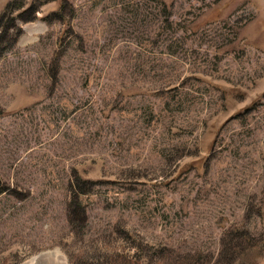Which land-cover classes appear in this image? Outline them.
Instances as JSON below:
<instances>
[{
    "label": "rangeland",
    "instance_id": "1",
    "mask_svg": "<svg viewBox=\"0 0 264 264\" xmlns=\"http://www.w3.org/2000/svg\"><path fill=\"white\" fill-rule=\"evenodd\" d=\"M0 264H264V0H0Z\"/></svg>",
    "mask_w": 264,
    "mask_h": 264
}]
</instances>
